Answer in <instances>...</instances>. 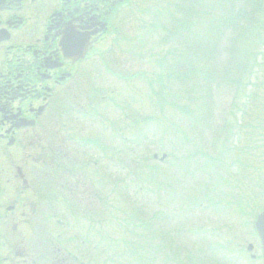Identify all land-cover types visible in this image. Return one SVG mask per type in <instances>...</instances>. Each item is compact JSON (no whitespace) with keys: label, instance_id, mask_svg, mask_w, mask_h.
I'll list each match as a JSON object with an SVG mask.
<instances>
[{"label":"rangeland","instance_id":"1","mask_svg":"<svg viewBox=\"0 0 264 264\" xmlns=\"http://www.w3.org/2000/svg\"><path fill=\"white\" fill-rule=\"evenodd\" d=\"M168 1L171 0L142 4L141 32L136 30L135 43L130 42L126 48L113 42L109 44V49L112 48L108 54L109 61H128L127 69L131 66L133 72L139 73L136 79L125 81L116 71L110 75L107 73L109 67L101 62L102 59L92 60L90 79L96 83L97 89L90 90L89 98L110 95L109 100L113 101L111 106L103 102L99 105V118L102 114L115 120L121 111L123 114L138 111L140 129L152 128V133H146V136H154V146H143L132 152L127 165L113 160L106 163L109 170L104 175L105 180H109V208L108 211L104 209L109 219L103 227L93 226L101 237L102 233L105 236L104 246L101 244L95 251L93 264H172V261L188 264L184 254L203 251L207 243H212V239L201 241L191 238L193 229L220 228L224 234L230 232L237 245L241 244L238 239L243 244L252 242L254 239L250 232L253 227L249 231L239 221L253 223L259 209L264 207V86L261 87L264 83V7L257 20L243 23L247 33L242 37L241 49L236 48L238 58L242 56L243 61H247L243 71L241 69L239 73L235 64L232 66L225 62L226 58L218 61L219 66L225 65V70L227 65L230 66L225 72L227 75L222 73L224 69H220L221 76L243 78L238 89L232 90L221 83L219 91L208 94L204 93L203 86L202 90L200 84H196L203 81L194 80L195 85L190 84L187 93L168 97V87L164 84L166 78L161 76L169 62L160 59H165L167 50L172 55L181 54V50L171 51L162 45L161 35L164 33L160 28L173 11L170 4L166 5ZM207 3L212 6L213 0ZM154 12L156 23H150ZM215 16L216 13L213 18ZM139 24L140 20L136 22L137 28ZM216 26L213 32V27L208 25L204 53L196 48L195 43H188L189 51H195L196 57L200 54L204 59L207 50L219 46V20ZM199 30L203 31V28ZM132 45L135 51L142 50L137 60L120 55L121 49L132 50ZM219 55L220 51L215 50L212 59H219ZM216 64L217 61L204 63L205 72L198 69L209 74ZM116 65L121 74L122 68ZM122 75L127 76L126 71ZM213 103L210 112L203 110ZM72 126L79 132L92 129L90 125ZM118 144V141L110 140V159L125 157ZM85 154V158L100 157V154L93 153L89 157L88 152ZM154 154L169 157L160 163L153 160ZM101 167L95 169L99 171ZM100 177L102 175L99 178L93 176L95 197L89 200L106 198L108 194L106 186L102 188ZM123 186H131L132 190L125 191ZM208 196L218 203H212L215 207H222V212L207 210V204L203 209L199 208L198 204L206 203ZM77 201L85 203L81 198ZM41 203L45 205L46 202ZM212 204L210 208H214ZM69 206H72L71 201ZM57 210L68 216L60 201L57 202ZM236 221L241 223L237 226L239 238L233 226ZM142 224L143 227L150 226V229L145 230ZM102 248L107 250L104 255ZM77 254L88 263L87 254Z\"/></svg>","mask_w":264,"mask_h":264},{"label":"flooded vegetation","instance_id":"2","mask_svg":"<svg viewBox=\"0 0 264 264\" xmlns=\"http://www.w3.org/2000/svg\"><path fill=\"white\" fill-rule=\"evenodd\" d=\"M140 5L141 0H0V264H66L57 260V170L78 178L66 182V189L91 210L94 193L87 165H78L80 158L70 153L65 138L72 126L62 114L89 111L84 104L93 88V54L108 50L110 35L119 34L120 21L137 17ZM82 49L85 58L74 60ZM96 136L106 142L103 132ZM20 146L18 165L12 150ZM252 237L256 242L239 250L232 243L215 252V264H264L260 241Z\"/></svg>","mask_w":264,"mask_h":264},{"label":"trees","instance_id":"3","mask_svg":"<svg viewBox=\"0 0 264 264\" xmlns=\"http://www.w3.org/2000/svg\"><path fill=\"white\" fill-rule=\"evenodd\" d=\"M177 5H175L174 12L176 14H181L184 17L182 22L183 28L187 26L188 28L194 27L193 17H198L202 13L201 8L206 6V14H210L215 11V5L209 6L208 0H175ZM220 11L221 15L219 17V29L220 38L225 40L228 36L229 30L231 34L228 38V43H233L234 45L238 42L239 38L244 35L245 29L244 22L252 21V19L257 20V15L263 10L264 0H220ZM240 5V6H239ZM262 13V12H261ZM212 16L207 17V21ZM189 19V21H185ZM217 20V21H218ZM217 27V26H216ZM248 27V26H247Z\"/></svg>","mask_w":264,"mask_h":264},{"label":"water","instance_id":"4","mask_svg":"<svg viewBox=\"0 0 264 264\" xmlns=\"http://www.w3.org/2000/svg\"><path fill=\"white\" fill-rule=\"evenodd\" d=\"M257 228L264 245V213L258 219Z\"/></svg>","mask_w":264,"mask_h":264}]
</instances>
